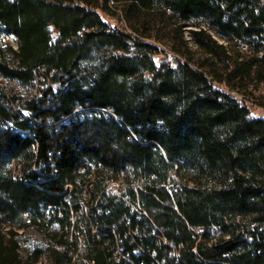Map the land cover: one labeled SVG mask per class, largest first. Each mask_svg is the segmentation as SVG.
I'll list each match as a JSON object with an SVG mask.
<instances>
[{
	"label": "trees",
	"instance_id": "1",
	"mask_svg": "<svg viewBox=\"0 0 264 264\" xmlns=\"http://www.w3.org/2000/svg\"><path fill=\"white\" fill-rule=\"evenodd\" d=\"M260 84L264 0H0V264H264Z\"/></svg>",
	"mask_w": 264,
	"mask_h": 264
},
{
	"label": "rangeland",
	"instance_id": "2",
	"mask_svg": "<svg viewBox=\"0 0 264 264\" xmlns=\"http://www.w3.org/2000/svg\"><path fill=\"white\" fill-rule=\"evenodd\" d=\"M103 17L108 21H112V23H116L115 19L110 18V15H108L106 11L104 12ZM53 33L57 35L56 32ZM187 35H190L189 30H187ZM9 42L13 43L14 45L15 39L13 38L12 41ZM193 49L197 50L195 46L193 47ZM194 55L195 57H203V54L200 50H197ZM254 87L256 88L254 96L257 98H244L242 95L239 94V99L251 104L252 114L254 116H261L264 118V106L260 104L261 102H263V100L259 98L264 95V84H260L259 86L254 85ZM17 239L20 244V253L22 257H24L25 255H34L38 249H42L47 246V242L43 238L42 233L35 226H29L24 229H19V235L17 236Z\"/></svg>",
	"mask_w": 264,
	"mask_h": 264
},
{
	"label": "built area",
	"instance_id": "3",
	"mask_svg": "<svg viewBox=\"0 0 264 264\" xmlns=\"http://www.w3.org/2000/svg\"><path fill=\"white\" fill-rule=\"evenodd\" d=\"M2 36H4V41H11V38H10V36H9V34H4V35H2ZM56 37H57V35L56 34H52V40H56Z\"/></svg>",
	"mask_w": 264,
	"mask_h": 264
},
{
	"label": "bare ground",
	"instance_id": "4",
	"mask_svg": "<svg viewBox=\"0 0 264 264\" xmlns=\"http://www.w3.org/2000/svg\"><path fill=\"white\" fill-rule=\"evenodd\" d=\"M9 36L11 38V41H12L13 38L16 39V37L14 36V34H9Z\"/></svg>",
	"mask_w": 264,
	"mask_h": 264
}]
</instances>
